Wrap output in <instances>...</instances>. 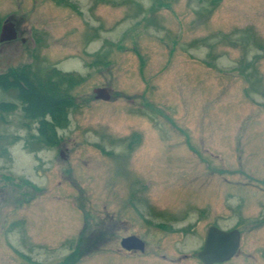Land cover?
Segmentation results:
<instances>
[{
  "label": "rangeland",
  "instance_id": "obj_1",
  "mask_svg": "<svg viewBox=\"0 0 264 264\" xmlns=\"http://www.w3.org/2000/svg\"><path fill=\"white\" fill-rule=\"evenodd\" d=\"M0 24V75L77 80L55 146L20 105L0 123V264H202L212 225L241 236L216 264H264V0H0Z\"/></svg>",
  "mask_w": 264,
  "mask_h": 264
},
{
  "label": "trees",
  "instance_id": "obj_2",
  "mask_svg": "<svg viewBox=\"0 0 264 264\" xmlns=\"http://www.w3.org/2000/svg\"><path fill=\"white\" fill-rule=\"evenodd\" d=\"M51 75L52 74L35 76L30 69H22L18 71L13 70L10 73L0 75V87L2 90L7 91L8 88L6 85L8 84L22 82H24L26 90L28 89V91H26L22 88L23 86L21 87L20 85H17L19 91L16 95V103L10 104L8 102H0V123H4L5 116L10 112L15 111L18 105H20L24 118L29 122L32 121L39 124L38 130L44 133L41 136L40 142L49 144V147H53L59 142L58 130L64 128L69 123L68 108L71 107V102L68 100V88L77 81L71 75L62 76L54 74L59 78V81L54 80ZM30 78L37 85L36 89L26 83H30ZM55 81H58L59 83L65 81L67 82L68 87L65 89L60 88L59 93V90H54V86H57ZM33 91H36L37 93L34 94ZM41 91L44 92L41 93ZM61 97L65 98L61 100ZM59 102L60 104L58 105ZM57 110L59 111L58 117H56ZM54 114L56 120L52 125L46 119L48 115L54 116ZM48 129H50V134L47 132ZM52 139L55 140V145L53 144ZM6 152V150H3L4 154H6Z\"/></svg>",
  "mask_w": 264,
  "mask_h": 264
},
{
  "label": "water",
  "instance_id": "obj_3",
  "mask_svg": "<svg viewBox=\"0 0 264 264\" xmlns=\"http://www.w3.org/2000/svg\"><path fill=\"white\" fill-rule=\"evenodd\" d=\"M15 38V31L10 24L3 25L0 33V42L13 40ZM96 98L105 100L107 99V92L104 89H96ZM134 238H125L121 242L124 249L130 250L137 247L142 250V243L140 241H132ZM240 234L237 230L223 231L214 226L208 228L204 245L202 250L196 254L199 260L204 264H216L229 260L239 247ZM135 243V244H134ZM133 245V246H132ZM141 247V248H140Z\"/></svg>",
  "mask_w": 264,
  "mask_h": 264
},
{
  "label": "flooded vegetation",
  "instance_id": "obj_4",
  "mask_svg": "<svg viewBox=\"0 0 264 264\" xmlns=\"http://www.w3.org/2000/svg\"><path fill=\"white\" fill-rule=\"evenodd\" d=\"M5 22V21H4ZM3 22V23H4ZM2 26H3V24H1L0 25V33H1V28H2ZM1 43V42H0ZM212 226H214V225H212ZM211 227V226H210ZM214 227H216V226H214ZM216 228H218V227H216ZM218 229H220V228H218ZM208 230V229H207ZM220 230H222V229H220ZM233 230H235V229H233ZM223 231H225V230H223ZM229 231H231V230H229ZM240 234V233H239ZM205 235H206V233H205ZM241 237V236H240ZM126 238H134V239H132V241H134L135 243H136V241L138 240V238H136V236H128V237H126ZM123 239H125V238H123ZM122 239V240H123ZM141 239L139 238V240L138 241H140ZM204 240H205V236H204ZM122 242V241H121ZM143 245H142V248H143V250H145V242L144 241H140ZM144 242V243H143ZM134 243V244H135ZM138 244V246H141V244L140 243H137ZM203 245H204V242H203ZM133 246V245H132ZM138 246L136 247H133V248H131L130 250H127V249H124V250H126L125 252H127V253H132V252H135V253H142V251L140 250V249H138ZM203 247V246H202ZM239 247H240V241H239ZM239 247H238V251H239ZM141 248V247H140ZM201 250H202V248H201ZM201 250H199L198 252H195L194 254H193V256L196 258V259H198V257L196 256V254L197 253H199ZM144 252V251H143ZM199 260V259H198ZM202 264H204L201 260H199Z\"/></svg>",
  "mask_w": 264,
  "mask_h": 264
}]
</instances>
